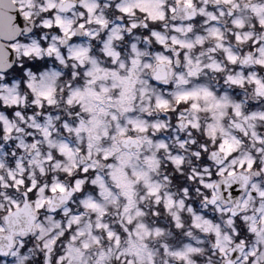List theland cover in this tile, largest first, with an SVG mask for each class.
Instances as JSON below:
<instances>
[{
  "label": "snow or ice",
  "instance_id": "obj_1",
  "mask_svg": "<svg viewBox=\"0 0 264 264\" xmlns=\"http://www.w3.org/2000/svg\"><path fill=\"white\" fill-rule=\"evenodd\" d=\"M0 264H264V0H0Z\"/></svg>",
  "mask_w": 264,
  "mask_h": 264
}]
</instances>
